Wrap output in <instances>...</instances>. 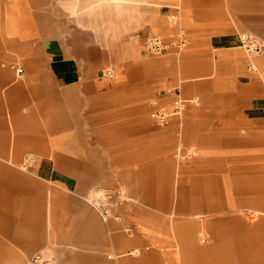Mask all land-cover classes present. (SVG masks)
Instances as JSON below:
<instances>
[{
	"label": "crops",
	"instance_id": "1",
	"mask_svg": "<svg viewBox=\"0 0 264 264\" xmlns=\"http://www.w3.org/2000/svg\"><path fill=\"white\" fill-rule=\"evenodd\" d=\"M165 2V8L137 7L155 12L136 18L138 23L144 16V24L138 23L128 43L133 53L117 45L112 55L95 43L92 30L78 28L77 16L65 7L71 3L0 0V264H31L37 253L56 264H215V254L192 258V253L262 243L252 236L251 222L227 216L217 202L203 204V195L214 191L198 183L204 176L191 177L179 191L199 201L182 203L179 211L185 229L177 241L181 258L171 257L169 243L159 245L152 234L128 233L125 214L138 219L156 213L123 209L122 219L105 221L89 199L99 186L125 180L119 170L125 169L127 153L134 165L128 176L141 179L136 169H142V154L150 148L137 143L147 132L157 135L144 129L141 110L153 100L164 105L182 97L188 110L197 108L204 138L213 131L220 148L231 153L252 148L254 136L264 135V52L251 55L242 44L245 34L264 40V0ZM167 17L170 23L179 17L188 27V47L181 54ZM119 23L125 24L124 16ZM154 34L170 43L159 57L146 47ZM145 168L158 166L150 161ZM237 190L263 194L259 186ZM261 210L256 208L264 221ZM204 223L211 231L200 230ZM217 257L227 258L220 252Z\"/></svg>",
	"mask_w": 264,
	"mask_h": 264
},
{
	"label": "rangeland",
	"instance_id": "2",
	"mask_svg": "<svg viewBox=\"0 0 264 264\" xmlns=\"http://www.w3.org/2000/svg\"><path fill=\"white\" fill-rule=\"evenodd\" d=\"M64 1L71 3V5L65 7L68 9L69 14L72 13L73 17L77 16L78 28L92 30L96 40L95 43L104 45L112 55L118 53L117 45H121L120 51L126 55L133 53V48L128 43L130 38L135 36L133 34L141 28L138 23L144 24V16H142V20H138V23H136V18H141L139 13L144 14L145 12L154 11L149 10L153 8V5L157 8L159 6L166 7V0H93V3H90L89 0H55V3ZM149 3H154L149 9L136 10L139 6L148 8L146 5ZM122 16H124L125 24L119 25ZM176 19V21L170 23L167 17V25L175 30L174 41H176L179 31L182 29L186 31L187 37H189L188 27L180 23L179 17ZM156 32L163 34L158 29ZM123 38L125 41H121ZM124 45L127 47L123 50ZM187 47L188 44L184 47L176 46L175 50L181 54ZM153 56L159 57L162 55L154 54ZM168 102L159 105L157 101L153 100L152 104L141 110L148 126L145 125L144 129L147 128L148 131L157 132V135L147 132L149 137L143 138L142 142L139 140L137 143L143 147L146 146L147 149L150 148L147 154H142L143 159L139 163L142 169H136V172L140 171L141 179L134 181L128 176L133 174L134 165L130 160L133 155L127 153L125 169L119 170L121 174L127 175L125 180L121 177L111 188L103 185L96 188L92 197H89L92 205L98 213H101V206L99 205L107 209L110 214L109 220L113 216L122 219L123 216L118 212L123 209L127 213L133 209L156 213L157 217H141L138 219L128 218L125 214L130 221V224L126 226L128 233L132 235L136 231H140L143 235L152 234L159 241H162L159 242V245H162L163 242L169 243L168 248L171 250L169 254L171 257L181 258V250L177 241L181 236H184L185 229L179 224L183 216L179 211L183 210L182 203H198L199 201L195 199L189 201V199L180 195L179 191L183 188V184L191 181V177L204 176L205 179L198 183H205L214 191L211 194H204L202 197L204 203L203 201L202 203L215 205L217 202V205L221 206L220 208L229 213L227 216L238 217L246 224L251 222L250 224L255 225L252 236L262 239V243L246 247H237L230 244L216 247L213 250H194L192 258H198L196 257L198 253L201 256L203 252H209L215 254L211 258L218 259L215 264H264V233L262 230L264 221H261L260 218L263 215L256 212V208L264 211V144H261L264 135L259 133L254 136L252 148L233 150L236 153H231V148H220L222 147L221 138L213 131L207 139L204 138L203 132H199L198 126L200 123L197 121L199 112L196 107L188 110L185 106L182 114L173 117L168 125L164 127L155 126L152 121L156 106L170 107L171 102ZM189 115L194 119L191 122L187 120ZM224 140L226 139H222V141ZM93 141L96 142V138H93ZM125 141L127 145L133 146L134 144L132 138H126ZM205 142L208 144H205ZM178 149L184 152L182 154H187L190 150L195 153L182 158V154L179 153ZM145 157L147 159H144ZM31 158L34 159L35 157ZM150 161L152 166H158L157 170L145 168L150 165ZM139 165L137 164V166ZM25 170H29V168ZM237 186H242L245 190L249 187V191H256L259 186L263 190V194L248 192L246 195H244L245 193L241 195L237 190ZM144 198H152L153 201H145ZM128 215L130 216V214ZM221 216H223V213ZM202 229L211 231V226L204 223V225L201 224L200 230ZM219 252L227 258L224 260L219 259L217 257ZM245 254L249 256V259L241 260L237 257L239 255L245 256ZM218 261L220 262L218 263Z\"/></svg>",
	"mask_w": 264,
	"mask_h": 264
},
{
	"label": "built area",
	"instance_id": "3",
	"mask_svg": "<svg viewBox=\"0 0 264 264\" xmlns=\"http://www.w3.org/2000/svg\"><path fill=\"white\" fill-rule=\"evenodd\" d=\"M172 44L178 47H184L187 44V34L184 29L179 31L178 38ZM242 44L247 52L251 55H256L258 53L264 52V40L259 39L254 35L245 34L242 37ZM170 43H166L163 37L159 34H154L147 39L146 47L147 49L153 54H162L164 53ZM186 101L180 97L179 95L176 96L170 107L165 106H156V109L153 113L154 122L158 127H164L168 125L170 120L182 114ZM181 152H183L181 150ZM184 153V152H183ZM195 152L190 150L187 154H182V158H186V155H192ZM101 206V215L105 221L108 220L110 214L107 209ZM31 264H56L55 259L47 258L40 253L34 255L31 259Z\"/></svg>",
	"mask_w": 264,
	"mask_h": 264
},
{
	"label": "bare ground",
	"instance_id": "4",
	"mask_svg": "<svg viewBox=\"0 0 264 264\" xmlns=\"http://www.w3.org/2000/svg\"><path fill=\"white\" fill-rule=\"evenodd\" d=\"M25 168V167H24Z\"/></svg>",
	"mask_w": 264,
	"mask_h": 264
}]
</instances>
